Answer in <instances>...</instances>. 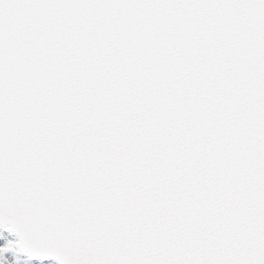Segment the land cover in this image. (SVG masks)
Instances as JSON below:
<instances>
[{"label":"snow or ice","instance_id":"6c2138e0","mask_svg":"<svg viewBox=\"0 0 264 264\" xmlns=\"http://www.w3.org/2000/svg\"><path fill=\"white\" fill-rule=\"evenodd\" d=\"M0 229V264H264V0H0Z\"/></svg>","mask_w":264,"mask_h":264},{"label":"rangeland","instance_id":"374dc122","mask_svg":"<svg viewBox=\"0 0 264 264\" xmlns=\"http://www.w3.org/2000/svg\"><path fill=\"white\" fill-rule=\"evenodd\" d=\"M0 232H2V235H0V245L5 244V238H7V240H16V238L12 236L9 232H7L5 229H0ZM4 256L7 258L8 261H13L19 258V264H56L51 261L36 259L28 260L22 253H20L15 248L10 249L8 252L4 253Z\"/></svg>","mask_w":264,"mask_h":264},{"label":"water","instance_id":"95a60500","mask_svg":"<svg viewBox=\"0 0 264 264\" xmlns=\"http://www.w3.org/2000/svg\"><path fill=\"white\" fill-rule=\"evenodd\" d=\"M12 234H14L15 236H17L15 233H12ZM17 237H18V236H17ZM44 260H47V261H49V260H53V261L59 263L55 258H52V257L46 258V259H44Z\"/></svg>","mask_w":264,"mask_h":264}]
</instances>
